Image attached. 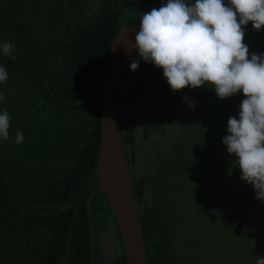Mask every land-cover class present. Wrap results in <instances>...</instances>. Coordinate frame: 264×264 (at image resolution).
Instances as JSON below:
<instances>
[{
  "label": "trees",
  "instance_id": "obj_1",
  "mask_svg": "<svg viewBox=\"0 0 264 264\" xmlns=\"http://www.w3.org/2000/svg\"><path fill=\"white\" fill-rule=\"evenodd\" d=\"M127 1L0 0V44L14 43L12 55L16 57L13 60L4 56L0 49V66L8 73L7 80L0 82V93L4 96L0 100V113L8 112L10 124L8 139L0 140V264H92L91 234L94 243L98 244L101 210L104 211L107 206L106 199L101 197L103 194L99 193L90 202L89 214L86 209V201L96 188L99 88L111 41L117 31L126 25ZM187 2L194 3V0ZM244 31L243 43L248 46L249 53H264V27L256 31L249 22ZM134 59H139V67L135 72L129 67L125 73L117 106L126 161L131 168L136 210L139 202L144 204L140 203L137 213L146 235V227L154 226L158 221L155 204L158 202L160 206L161 203L157 201L156 194L163 181L159 179L149 186L156 199L145 204L144 178L137 179L132 169L137 150L133 148L134 138L128 129L135 119L139 120V106L149 104L150 108L161 111L166 118L169 105L153 104L154 100L145 98L148 87L144 84L154 80L158 83L159 73L160 78L163 77L162 69L144 62L138 54ZM153 88H157L156 84ZM210 92L205 88L194 91L193 98L198 99L194 108H190L188 103L180 105L183 114L192 109L195 111L192 121L205 132L206 137L204 149L193 153L189 149L188 160L185 148H188V143L193 144L190 142L191 134L185 136L183 130L188 127L193 131V127L189 126L192 125L191 119L181 115L190 120L180 119L178 126L182 131L179 139L183 138L186 142L176 146L178 139H175L170 149L173 151L176 147L181 153L179 161L189 169L195 167L193 154L202 157L207 154L214 159L221 153L227 154V148L222 143V138L227 135V121L230 117L239 118V106L245 98L242 93H237L221 99L214 88ZM158 97L160 95H156ZM208 97L211 107L203 101ZM183 101L186 102L185 99ZM213 102L217 104L216 109ZM61 112L80 116L83 123L55 132L32 126L28 121ZM174 118V115L169 117L166 123L176 124ZM17 132L24 136L19 144L16 143ZM159 142L150 145V150L154 148L152 151L157 152L156 162H150L156 164L154 170L158 167L157 162L172 155L163 149L158 152L157 148H163ZM213 171L216 172L215 177L209 185L217 186L220 193L225 187L226 194L216 198L213 191L202 188L197 198L201 193L202 203L214 210L227 212L226 216L232 214L230 210L235 206L230 205L235 204L244 215L257 217L255 224L247 226L246 230L235 228L237 239L231 232L230 241L222 245L223 253L218 264H225V253H233V264H250L249 261L256 264L258 256L264 257V204L258 200L255 204L250 202L240 207V201L234 197L232 190L238 185L237 180L227 175L226 168L225 172ZM222 182L224 186L219 187ZM186 187L190 194L192 188ZM251 192L256 195L254 190ZM215 200L219 201L215 203ZM222 201L228 202L223 205ZM233 227L231 231L234 232ZM114 228L113 231L118 233L115 224ZM238 238L246 244L236 248ZM184 251L180 244L181 264H191L187 256H182ZM148 255L150 264H168L172 263L176 252L173 247L159 241L156 253ZM95 256L97 260V255H94V264ZM119 262L126 264L124 255Z\"/></svg>",
  "mask_w": 264,
  "mask_h": 264
},
{
  "label": "clouds",
  "instance_id": "obj_2",
  "mask_svg": "<svg viewBox=\"0 0 264 264\" xmlns=\"http://www.w3.org/2000/svg\"><path fill=\"white\" fill-rule=\"evenodd\" d=\"M249 22L256 31L264 27V0H229L227 5L224 0H167L142 14L133 48L144 62L162 69L160 80L172 91L206 85L214 88L221 99L243 94L239 118L228 119V134L222 143L228 154L235 156L241 180L250 184L256 198L264 202V53L250 54L243 43L244 26ZM14 48V43L0 44L3 55L13 60ZM139 62L133 59L130 71L135 72ZM7 78L6 69L0 66V82ZM184 99L187 101V97ZM189 107L194 108V104ZM9 127L5 110L0 113V140L8 139ZM23 139V134L17 132L16 143ZM158 225L150 226L156 234ZM96 249L93 241V258ZM256 264H264V257L258 256Z\"/></svg>",
  "mask_w": 264,
  "mask_h": 264
},
{
  "label": "rangeland",
  "instance_id": "obj_3",
  "mask_svg": "<svg viewBox=\"0 0 264 264\" xmlns=\"http://www.w3.org/2000/svg\"><path fill=\"white\" fill-rule=\"evenodd\" d=\"M166 2L167 0H128L126 4L127 12L125 11L126 15L124 24L139 19L143 13L149 12L153 8H159L162 4H166ZM169 93L170 92L167 94ZM213 107L214 109L217 108L215 102H213ZM138 112L139 115L143 114V120L141 125L135 129L134 134H131L135 140L134 145L137 150L135 151L136 157L132 169L134 171V176L137 179L144 178V203H153L156 198L157 201H160V206L158 205V202L155 204V216L158 220L157 223L159 224L163 220H166L174 227L179 228L181 248L183 250L185 249L182 256H187L191 264H218V260L222 257L223 253L222 245L230 241L231 232L235 234L237 239L238 235L235 228L237 227L238 229L246 230L247 226L249 227L252 224H255L257 217L244 215L242 210L235 204L230 205L231 207L235 206V209L230 210V213L232 214L226 216L227 212L218 209L214 210L210 205L202 203L203 200L202 197H200L202 194L200 193L197 198V193L201 191L200 189L206 188L205 191H207V189L208 192L213 191L216 198H221L225 195V187L223 192L220 193L217 186L209 185L215 177L214 173L216 172L213 170H224L225 172V168L227 169V175L232 179H236L238 182V185L232 190L235 195L234 197L238 198L240 201V207H242L241 204L248 205L250 202L253 204L257 203L258 199L256 198V195L251 192L254 190L253 187L241 180V171L239 167L236 166L235 156L229 155L228 152L227 154L221 153L217 155L215 159L209 157L207 154L205 157L193 154L192 162L195 163V167H190L191 169H189L188 167L182 166L179 161V155H181V153L177 151L174 146L173 157L177 160L178 165H175V162L164 163V160H162L161 162H157L158 167L154 170L156 164L154 165L150 162H156L157 158H155V154H157V152L155 150L152 151L154 148H151L150 150L151 143L166 139L167 136H170L168 138L169 143L178 139L176 146L181 142H186L183 138L179 139L182 134L181 129L178 128V126H180L181 118L178 116L177 112H175L174 117L176 119H174L178 126L175 127L170 125V123L164 124L157 137L156 130L154 133L151 132L150 111L147 107L139 106ZM122 114L123 110L121 111V115ZM28 121L32 126L55 132L64 131V128L68 129L77 123H83V119L80 116H76L71 112H61L57 115H51L48 117L42 115L39 118L29 119ZM147 123L149 124L148 128L146 127ZM127 126L129 127L130 125ZM141 126L145 127L143 131L141 130ZM147 130H149V133H147ZM183 131L185 136L190 133V139L193 138L199 141L198 146H193L191 143H188V148H185L187 149L185 155L189 160V149L191 150V153L197 149H204L206 138L201 136L195 137L193 131L188 127ZM213 134L214 133L212 132V136ZM224 136H226V134ZM166 142L167 141H163L161 143L164 146ZM157 149L159 150V148ZM130 171L131 168L129 169V173ZM144 172H152V174L148 173L147 175ZM159 179L163 181V184L159 188L156 198H154L152 194L153 190L149 188V186H153V182ZM186 186L192 188L190 194L187 192ZM222 186H224L223 182L219 187ZM101 197L105 199L104 195ZM210 201L212 202L213 199H210ZM218 201L219 200H215L214 202L217 203ZM162 202L167 204L163 208ZM227 202L228 201H222L221 204L225 205ZM260 202L264 204L262 201ZM107 206L104 211L101 210V215H97H100L101 221H99V224H102L101 231L97 233L99 243H95V245H97V249L95 250V255H97L98 259L97 264H111L116 258L120 259L123 257L121 239L119 233L113 231L115 230V228L113 229L115 221ZM231 226H234V232L231 231ZM188 239L190 242L192 241L191 244L188 242ZM241 244L245 245L246 243L238 238L236 248ZM233 259V253H225V264H233ZM252 262L253 261H249L250 264H252Z\"/></svg>",
  "mask_w": 264,
  "mask_h": 264
},
{
  "label": "water",
  "instance_id": "obj_4",
  "mask_svg": "<svg viewBox=\"0 0 264 264\" xmlns=\"http://www.w3.org/2000/svg\"><path fill=\"white\" fill-rule=\"evenodd\" d=\"M224 3L227 5L229 0H224ZM139 28L140 18L120 28L107 51L98 96L100 134L96 188L86 201L89 214V205L93 197L99 193L104 195L121 239L126 264H148L143 231L135 207L132 180L123 147L117 106L121 81L137 54L133 46ZM90 246L92 256V234Z\"/></svg>",
  "mask_w": 264,
  "mask_h": 264
},
{
  "label": "flooded vegetation",
  "instance_id": "obj_5",
  "mask_svg": "<svg viewBox=\"0 0 264 264\" xmlns=\"http://www.w3.org/2000/svg\"><path fill=\"white\" fill-rule=\"evenodd\" d=\"M149 70H151V66H149ZM158 76H159L158 83H156V81L154 80V81H149V82L144 84L145 86L148 87V89H147L148 94L145 95V96H147L145 98H147L148 101L149 100H154V101H152L153 104H155L157 102L158 104L169 105V108L167 109V114H166L167 117L164 118L161 111L160 112L156 111L154 109V107L150 108L149 104L146 105L147 109L150 111V118H151L150 121H151V129H152L151 132L154 133V131L156 130V136L158 137L159 136V132L162 130L161 127L164 124H168L166 122L169 120V117L171 118L172 115H174V113L177 112L178 116L181 117L182 120L190 121L188 119L183 118L181 115H184V116H186V117L191 119V124L192 125H189V126L193 127V135L195 137H197V136L204 137L205 132L201 128H199L196 124H194L193 121H192V119L194 118V112L195 111L192 109V110H189L188 112H186V114H183V109L180 108V105L183 104V103H185V104H187V103L190 104L191 103V104L195 105L196 103H198V99H194L193 98L194 97L193 96L194 91H197V90H199L201 88H205L206 90H208V93H209L211 91V87H208L206 85L198 87V88H195V89H190L188 87H185L184 89L179 90V91H172L170 89V86L168 85V83L165 84V82L163 80H160V73H159ZM155 84H156V87H157L156 89L153 88V85H155ZM157 84H158L159 87L157 86ZM159 88H160V91H159ZM168 92H170L169 93L170 95L167 96ZM210 93H212V92H210ZM156 95H160V97L156 98ZM185 97H187V100L190 101V102L183 101ZM203 101H206L209 104V106L211 107V101H210L209 97L206 98ZM190 108H192V107H190ZM138 117H139V120L135 119V121L133 122L132 126L131 127L129 126L130 128L128 127L129 128L128 130H131V134H134L135 129H137L141 125V122L143 120V114L139 115ZM173 126H178V125H177V123L176 124L174 123ZM146 127L147 128L149 127L148 123L146 124ZM143 129H145V127L141 126V130L142 131H143ZM147 133H149V130H147ZM131 134H130V136L132 137ZM169 137L170 136H167L166 139L160 140L161 142H163V141H167V142H166V144L164 146H162L163 148L158 150V152L163 149V151H165V152L172 153V155L169 157V159L164 160L163 162L164 163L175 162L176 163L175 165H178L177 160L174 159V157H173L174 152L171 151V149H170V148H172L173 142H171V143L168 142V138ZM204 138H206V137H204ZM191 141H192L193 146H198L199 145V141H197L196 139L192 138V139H190V142ZM133 142H134L133 143V148H135V145H134L135 144V140H133ZM161 142H159V143H161ZM134 159H135V157H134ZM140 203L142 205H144L143 202H139L138 210H139V207H140ZM139 212L142 214L143 211L140 209ZM155 227L158 230L157 234L155 233V230L151 229L150 226H147L146 227V229H147L146 235H144L148 264L151 263L150 260H149L148 253H156V244L159 241H162V242L165 243V245H168V246L173 247L175 249L176 257L173 259L172 263H168V264H181V259H180V244H181V241H180V235H177V233L179 232V228L178 227H174L173 225L168 223V221H166V220H163L162 222L159 223L158 226H155ZM164 233H166L165 237H163ZM188 242L190 243L189 239H188ZM115 260H117V262L120 263L119 262V258H116Z\"/></svg>",
  "mask_w": 264,
  "mask_h": 264
}]
</instances>
